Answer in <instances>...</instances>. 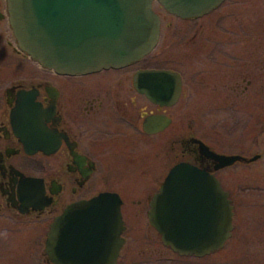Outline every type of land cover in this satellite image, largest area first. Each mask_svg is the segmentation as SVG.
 <instances>
[{"label":"flooded vegetation","instance_id":"flooded-vegetation-1","mask_svg":"<svg viewBox=\"0 0 264 264\" xmlns=\"http://www.w3.org/2000/svg\"><path fill=\"white\" fill-rule=\"evenodd\" d=\"M152 10L160 32L148 55L63 74L20 49L7 0H0V264H52L45 255L50 225L68 208L101 195L115 201L83 213L87 223L121 224L113 264L142 260L143 248L135 244L142 225L178 258H205L164 245L148 216L180 164L214 177L228 194L233 236L240 189L236 174L231 189L224 186L223 171L250 163L217 169L209 154L261 158L239 155L231 142L224 151L221 142L223 113H264V0H223L187 18L156 0ZM147 71L170 76L144 80L140 74ZM196 183L200 188L202 180ZM258 188L264 194V186ZM112 207L119 222L105 217ZM254 208L248 222L256 233ZM101 214L105 218L94 217Z\"/></svg>","mask_w":264,"mask_h":264},{"label":"water","instance_id":"water-1","mask_svg":"<svg viewBox=\"0 0 264 264\" xmlns=\"http://www.w3.org/2000/svg\"><path fill=\"white\" fill-rule=\"evenodd\" d=\"M153 1L7 0V3L9 23L20 49L44 68L78 74L123 66L148 55L155 48L160 32ZM156 1L169 13L187 18L201 16L223 0ZM154 75L162 80L169 74L147 71L140 77L150 80ZM209 156L218 163L217 169L259 158L213 153ZM196 179L202 180L200 188L198 183L192 186ZM108 201L115 200L111 195H101L89 205L68 208L53 221L45 241L49 262H115L121 224L87 223L85 219L89 217L83 213L84 208L97 210ZM150 206V222L163 244L181 256H207L223 248L231 237L232 207L228 194L214 177L187 164L174 167ZM110 212L105 217L119 222L118 208L112 207ZM106 247L109 252L104 255Z\"/></svg>","mask_w":264,"mask_h":264},{"label":"rangeland","instance_id":"rangeland-1","mask_svg":"<svg viewBox=\"0 0 264 264\" xmlns=\"http://www.w3.org/2000/svg\"><path fill=\"white\" fill-rule=\"evenodd\" d=\"M222 119L224 136L221 145L224 151H229L227 148L230 147L231 142L234 145V152L239 155L247 158L261 155L259 160L250 164H237L223 171L224 186L228 190L231 189V176L233 174L238 176L240 189L236 207L238 216L235 220L233 236L225 242L223 248L203 259H180L156 241L147 225H142V229L136 232L139 238H135L137 250L143 248L142 260L139 262L135 259L132 264H264V229L262 228L264 194L258 193L260 191L258 187L264 186V113H223ZM253 205H255L253 211L259 218L254 220V227L257 225L256 233L252 231L248 222ZM127 234L131 237L135 236V233Z\"/></svg>","mask_w":264,"mask_h":264}]
</instances>
